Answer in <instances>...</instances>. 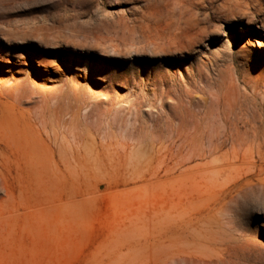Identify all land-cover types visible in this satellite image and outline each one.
<instances>
[{"label": "rangeland", "instance_id": "1", "mask_svg": "<svg viewBox=\"0 0 264 264\" xmlns=\"http://www.w3.org/2000/svg\"><path fill=\"white\" fill-rule=\"evenodd\" d=\"M174 1L0 0V264H264V10Z\"/></svg>", "mask_w": 264, "mask_h": 264}, {"label": "bare ground", "instance_id": "2", "mask_svg": "<svg viewBox=\"0 0 264 264\" xmlns=\"http://www.w3.org/2000/svg\"><path fill=\"white\" fill-rule=\"evenodd\" d=\"M215 0H176L173 3H166L163 5H158L154 10L150 11L149 17L141 24L142 35H162L164 31L167 29H173L174 35L177 37L179 35H188L191 32L199 27L201 23L207 24L206 27L211 26L210 18L205 15L204 18L200 19V13L202 10L208 9V7L214 3ZM232 6L229 8L231 14L233 15V19L237 17H242L249 25H254L258 23L259 14L264 10V0H231ZM173 4V6H171ZM149 5V4H148ZM243 6V7H242ZM253 9V10H252ZM219 28V27H218ZM134 33H137V30L132 29ZM218 31H225L224 29L219 28ZM2 33L18 36V43H27L29 40L27 39L29 36L27 31L16 32V34L8 29H3ZM204 33L209 36L208 31L204 30ZM56 38V37H54ZM42 39V38H41ZM112 39V37L110 38ZM114 40V38H113ZM112 41V40H111ZM115 41V40H114ZM261 46L264 45L263 39H260ZM118 43V42H116ZM120 45H113L114 48L119 47ZM108 55L109 53H103V55ZM264 170V169H262ZM226 171V170H225ZM243 182H238L236 185L232 187L231 192H237L232 198L226 201L225 204L219 207L218 214H227L228 216H233L231 214L233 208L231 203L235 202V200L240 195L248 194L249 192H254L259 189L264 190V175L263 174H254L249 177L244 178ZM232 209V211H231ZM220 212V213H219ZM226 215V216H227ZM223 216V215H222ZM227 216V217H228ZM264 224V223H262ZM245 255V253H243ZM176 260V258L174 259ZM183 260H188L183 258ZM192 261L198 264H224L227 261L225 258H220L216 262L211 261V263L207 262L205 259L192 258Z\"/></svg>", "mask_w": 264, "mask_h": 264}]
</instances>
